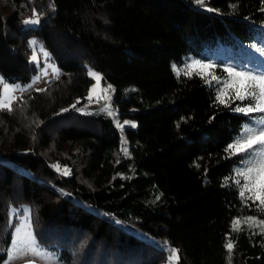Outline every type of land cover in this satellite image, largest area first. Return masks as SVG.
Here are the masks:
<instances>
[{"label": "trees", "instance_id": "1", "mask_svg": "<svg viewBox=\"0 0 264 264\" xmlns=\"http://www.w3.org/2000/svg\"><path fill=\"white\" fill-rule=\"evenodd\" d=\"M34 47L60 73L0 110V264L23 216L63 264H264L247 153L226 151L264 114L225 87L264 72V0H0V96L44 66ZM90 69L135 125L88 104Z\"/></svg>", "mask_w": 264, "mask_h": 264}, {"label": "snow or ice", "instance_id": "2", "mask_svg": "<svg viewBox=\"0 0 264 264\" xmlns=\"http://www.w3.org/2000/svg\"><path fill=\"white\" fill-rule=\"evenodd\" d=\"M197 2L202 3L203 0H197ZM39 17L37 16L35 19L25 20V24H38ZM31 44H35L36 41L30 42ZM43 51V49H41ZM45 56L49 55L47 52L44 53ZM32 59L35 61L37 57L34 55ZM191 68H197L200 72L211 67V65L201 64L199 61L194 62V65L189 66ZM227 71L233 79L231 82H226V88L234 89V99H238L241 101L248 100V104L246 106H237L234 111L242 112L245 114L252 113H262L264 114V72L253 73L252 70H241L237 71L235 68H226ZM198 72L197 74H200ZM93 78L97 81V85L93 86L92 92L94 93L99 82L101 80V76L95 72L90 73ZM190 74V73H185ZM216 79V77H213ZM5 92L11 91L8 88L7 84L4 85ZM221 103L225 101L221 99ZM0 108H5L8 111H11V105L8 102L0 103ZM109 115H112L109 112ZM255 120L256 129H249L245 127V135L241 138H237L233 144H229L226 151L232 150V154L237 153H247L244 165L245 167L242 170H238L236 175L243 178L246 183L241 185L240 196L245 199L259 201V207L262 212H264V115H260L258 117H251ZM129 123V122H125ZM119 126V125H118ZM254 145L259 146L258 150L254 149ZM59 171V166H56ZM64 174L68 175L69 171L67 169L64 170ZM237 184H240V180L235 181ZM249 192L250 195L245 197V192ZM250 226L252 223H259L264 225V220L255 221L253 217H248L245 221ZM240 221L237 219L234 221V230H239ZM226 248L231 252L234 245L229 242L226 245ZM19 252L21 256L27 257L31 254L32 257H38L43 261H46V264H55L53 260V254L46 253L42 250V246L36 241L35 237L28 232H21L19 229L17 230V234L13 241V255L11 260L14 261L18 257L16 253ZM180 255L178 249H172V255L168 258L169 264H172L174 261H179ZM4 264H11V261H5ZM27 264H34L33 260H29Z\"/></svg>", "mask_w": 264, "mask_h": 264}, {"label": "rangeland", "instance_id": "3", "mask_svg": "<svg viewBox=\"0 0 264 264\" xmlns=\"http://www.w3.org/2000/svg\"><path fill=\"white\" fill-rule=\"evenodd\" d=\"M41 48H35L34 47V53L33 56L35 55L37 59L35 62L39 65L40 61L42 60L44 62V66L39 70L38 74L32 78L31 82L27 85L21 84V83H15V84H10V83H3V89H2V94L0 96V103L3 102H8L10 105H12L13 101L19 96L23 91H26L28 89H34V90H41L43 89L52 79L56 78L58 74L60 73V69L56 64H53L51 62H47L46 58L47 56L43 54L39 55L38 53L41 52ZM34 61V60H33ZM91 72H95L101 76V80L99 82V85L97 86L95 92H92L93 86L97 85V81L93 78V76L90 74ZM90 76L94 79V85L92 86L90 93L88 95V101L89 105H93L94 107H100V109L106 113L109 114V112L112 113V117L115 118L117 124L121 127L124 128L129 125H135V123L127 121L129 123H125L126 121H122L119 118L118 111L115 108V105L113 104V95H114V87L109 85L105 86L102 81V75L97 72L96 70L90 69L89 71ZM7 84L8 88L11 89L9 92H5L4 90V85ZM5 109V108H0ZM95 109V108H94ZM96 110V109H95ZM20 230L21 232H28L31 233L33 236V232L30 226V222L28 219V216H23L21 218L20 224L18 228L16 229L14 233V238L17 234V230ZM36 239V238H35ZM37 241V240H36ZM46 253L53 254V260L55 261V264H63L60 261L59 254L53 251L45 250ZM168 254L169 257L172 255V249L168 248ZM13 255V242L12 245L9 249L8 257L6 261H11V264H27L29 260H33L34 264H46V261L41 260L38 257H32L31 254H29L27 257H23L20 255L19 252L16 253L17 259L12 261L11 257ZM4 264V263H3ZM169 264V262H168ZM172 264H177V261L172 262Z\"/></svg>", "mask_w": 264, "mask_h": 264}]
</instances>
